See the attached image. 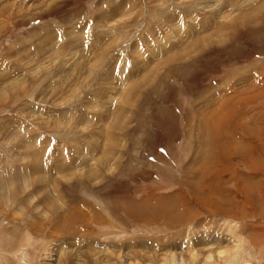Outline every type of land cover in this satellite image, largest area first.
I'll return each instance as SVG.
<instances>
[{"label":"rangeland","instance_id":"rangeland-1","mask_svg":"<svg viewBox=\"0 0 264 264\" xmlns=\"http://www.w3.org/2000/svg\"><path fill=\"white\" fill-rule=\"evenodd\" d=\"M263 145L264 0H0V264H264Z\"/></svg>","mask_w":264,"mask_h":264},{"label":"bare ground","instance_id":"bare-ground-1","mask_svg":"<svg viewBox=\"0 0 264 264\" xmlns=\"http://www.w3.org/2000/svg\"><path fill=\"white\" fill-rule=\"evenodd\" d=\"M229 111H230V110H229ZM248 141H249V140H248ZM233 145H234V144H233ZM248 145H249V144H248ZM232 147H233V146H232ZM263 147H264V145H263ZM253 148H254V147H253ZM234 149H235V148H234ZM262 149H263V148H262ZM231 150H232V149H231ZM252 150L255 151L256 148H254V149H252ZM260 150H261V149H260ZM238 152H239V151H238ZM258 152H259V151H258ZM233 153H234V152H233ZM235 154H236V153H235ZM259 154H260V152H259ZM247 155L249 156L250 154H247ZM259 156H260V155H259ZM263 156H264V155H263ZM255 157H256V156H255ZM260 157H261V156H260ZM260 157H259V158H260ZM260 159H261V158H260ZM262 159H263V158H262ZM255 167H256V166H255ZM257 168H258V167H257ZM259 168H260V167H259ZM261 199H262V198H261ZM234 212H235V211H234ZM236 213H237V212H236ZM238 213L240 214L239 211H238ZM241 215H242V214H241ZM243 215H244V214H243ZM220 253H222V252H220ZM220 253H219V254H220ZM210 255H211V254H210ZM234 256H235L236 258H238V252H235V253H234ZM241 257H242V256H241ZM207 258H208V257H207ZM232 258H233V257H232ZM208 259H209V258H208ZM233 262H234V261H233ZM164 263H165V262H164ZM166 263H169V261H166ZM166 263H165V264H166Z\"/></svg>","mask_w":264,"mask_h":264}]
</instances>
